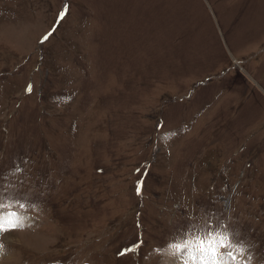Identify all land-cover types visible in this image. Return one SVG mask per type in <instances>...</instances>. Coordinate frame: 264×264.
Masks as SVG:
<instances>
[{"label":"rangeland","instance_id":"1","mask_svg":"<svg viewBox=\"0 0 264 264\" xmlns=\"http://www.w3.org/2000/svg\"><path fill=\"white\" fill-rule=\"evenodd\" d=\"M0 205V264H264V0H0Z\"/></svg>","mask_w":264,"mask_h":264},{"label":"snow or ice","instance_id":"2","mask_svg":"<svg viewBox=\"0 0 264 264\" xmlns=\"http://www.w3.org/2000/svg\"><path fill=\"white\" fill-rule=\"evenodd\" d=\"M45 39H47V37H45ZM2 208H3V205H0V209H2ZM2 230H3V226L0 225V231H2ZM190 232H191L192 236L195 238V240L198 241V244L196 245L197 251L203 253L205 255V257L211 261V264H215L216 254H217L216 249L212 246L211 243H208L207 247L205 246V240L207 239V237L202 239L201 237L197 236L195 227L190 229ZM227 239H228L227 235L222 234V240H221V243L219 246L220 247H227V244H225L223 242L224 240H227ZM170 247L179 251V250H182V247L187 248L188 242L185 241L183 246L181 244L174 243V244H171ZM193 259H195V257Z\"/></svg>","mask_w":264,"mask_h":264},{"label":"bare ground","instance_id":"3","mask_svg":"<svg viewBox=\"0 0 264 264\" xmlns=\"http://www.w3.org/2000/svg\"><path fill=\"white\" fill-rule=\"evenodd\" d=\"M18 223H19V219L16 217H12L10 215L0 216L1 225L18 224ZM194 257L195 256L192 254L184 255L182 257V260L180 259V262H182V264H211V261L207 259L205 255L201 256L200 260H198L196 257L195 259H193ZM225 262L227 263V259L224 258L215 264H224Z\"/></svg>","mask_w":264,"mask_h":264}]
</instances>
